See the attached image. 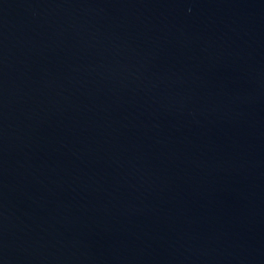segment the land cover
<instances>
[{"label": "water", "instance_id": "95a60500", "mask_svg": "<svg viewBox=\"0 0 264 264\" xmlns=\"http://www.w3.org/2000/svg\"><path fill=\"white\" fill-rule=\"evenodd\" d=\"M0 264H264V0H0Z\"/></svg>", "mask_w": 264, "mask_h": 264}]
</instances>
